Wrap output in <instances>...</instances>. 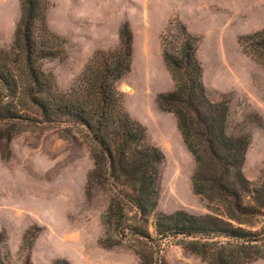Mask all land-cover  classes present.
<instances>
[{
	"label": "rangeland",
	"instance_id": "rangeland-1",
	"mask_svg": "<svg viewBox=\"0 0 264 264\" xmlns=\"http://www.w3.org/2000/svg\"><path fill=\"white\" fill-rule=\"evenodd\" d=\"M49 29L64 41V53L41 61L59 92H69L99 51L121 43L127 24L133 35L130 71L116 83L123 106L161 150L160 198L148 228L153 237L159 213L213 214L214 207L193 190L196 162L186 148L176 118L162 111L157 96L175 88L163 59V37L184 24L198 38L203 83L214 102L229 106L228 133L249 135L243 167L258 186L264 180V67L246 54L245 36L264 29V0H49ZM21 0H0V47L9 50L21 20ZM20 123L19 133L0 152V264H140L132 240L105 247L104 215L110 194L88 189L94 169L92 141L71 118ZM42 122V123H41ZM251 201L250 197L246 200ZM248 230L264 232V210ZM162 243L165 264H208L184 247L191 241ZM214 241L226 243L224 236ZM211 240V241H213ZM261 257L245 264H264Z\"/></svg>",
	"mask_w": 264,
	"mask_h": 264
},
{
	"label": "trees",
	"instance_id": "trees-1",
	"mask_svg": "<svg viewBox=\"0 0 264 264\" xmlns=\"http://www.w3.org/2000/svg\"><path fill=\"white\" fill-rule=\"evenodd\" d=\"M49 6V0H21L14 42L9 50L0 47V152L9 149L20 123H39L38 116L42 122L71 118L86 127L92 141L94 169L88 189L96 187L110 194L104 215L109 236L105 247L120 245L130 235V247L140 264H165L162 243L184 237L192 239L184 243L185 249L208 264H245L260 258L258 243L264 241V232L244 225L253 226L256 217L263 215L264 180L253 187L243 173L250 137L230 135L228 103L208 97L197 58L198 38L182 23L167 31L163 59L175 88L159 94L156 101L162 111L176 118L197 165L193 190L213 205L214 212L204 216L186 211L159 213L153 237L148 224L160 198L164 155L125 110L123 94L116 87L131 69L132 32L126 24L120 46L97 52L79 83L69 92H59L53 76L41 67L42 60L64 53V41L47 24ZM240 44L264 67V29L245 36ZM217 236L228 241H214Z\"/></svg>",
	"mask_w": 264,
	"mask_h": 264
}]
</instances>
